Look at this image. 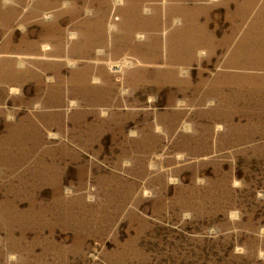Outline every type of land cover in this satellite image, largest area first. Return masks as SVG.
I'll use <instances>...</instances> for the list:
<instances>
[{
	"label": "rangeland",
	"instance_id": "1",
	"mask_svg": "<svg viewBox=\"0 0 264 264\" xmlns=\"http://www.w3.org/2000/svg\"><path fill=\"white\" fill-rule=\"evenodd\" d=\"M114 1L0 0V264H264V66L240 63L264 55L240 41L255 13L226 40L236 3L213 6L167 53L179 21L161 8L154 40L125 37Z\"/></svg>",
	"mask_w": 264,
	"mask_h": 264
},
{
	"label": "bare ground",
	"instance_id": "2",
	"mask_svg": "<svg viewBox=\"0 0 264 264\" xmlns=\"http://www.w3.org/2000/svg\"><path fill=\"white\" fill-rule=\"evenodd\" d=\"M73 1V0H72ZM101 1V0H100ZM123 0H115L114 4H119L122 3ZM129 3L127 4L128 6L126 8L123 9V14L125 17H127V22L129 24V27H127V30L125 31V37H130L133 34H135L134 38L138 39L139 41H141L143 38L146 37H155L160 29V21H159V14L158 11H160V9L162 8L165 12V17L168 18L166 19V23L164 28H168L167 26L169 25L170 21H171V25L175 24L176 22H180L181 25H176L173 29L166 31L165 29L163 30V33L165 34V38H166V46H165V50L167 51V53H173L174 50L171 49L170 47L167 46V39H170V43L176 42V35L180 32H188L190 34V21L191 22H197V19L200 18V16H204V18L207 20L208 19V15H209V11L213 6L216 5H224L225 7L228 6L229 1H234L236 4V10L234 13H229V10H227V17L233 22V25L230 26V35L226 36L225 39H231L232 36H234L236 34V32L238 31V23L235 22L236 18H239L241 20L248 18L251 16H253L254 14V19L252 20V24L248 26V29L242 31V39L240 40L241 42H243L246 39H250L252 36L257 37L258 41H252L249 40V43L251 44V46H249L250 50H248L249 53H264V38L259 37L263 36L264 37V1L262 2L259 10H257V12H253L254 10V5L256 3L257 0H241V2H239L238 0H193L194 2H199L202 3V1H208V2H204V3H208L207 5H194L192 7H190V0H161V5L162 7L156 5L153 8H151L150 6H147L144 10L146 13H150L152 10L155 11V16L154 17H150V16H146L143 17L140 14V10H139V5L141 3V0H128ZM36 2V1H35ZM38 2V0H37ZM41 2V1H40ZM45 4V1H43ZM145 2V1H143ZM52 3V2H51ZM125 3V1H124ZM39 4V3H38ZM42 4V3H41ZM123 4V3H122ZM151 5V4H150ZM75 6V4H74ZM70 7V6H69ZM9 8V7H8ZM6 8V9H8ZM14 8V7H13ZM36 8V7H35ZM71 8L73 9V7L71 6ZM80 8V7H79ZM12 9V8H11ZM10 9V10H11ZM34 9V6H33ZM33 9H30L33 10ZM39 9V8H38ZM58 10V9H57ZM56 10V11H57ZM166 10L168 11V15L166 14ZM38 11V10H37ZM59 11V10H58ZM57 11V12H58ZM66 10H64L65 12ZM69 11V10H68ZM71 11V10H70ZM74 11V9H73ZM78 11V10H76ZM96 11V10H95ZM191 11V12H190ZM14 12V11H13ZM28 12V11H26ZM36 12V10H35ZM63 11H59L57 13V15H61ZM144 12V11H143ZM145 13V14H146ZM27 14V13H26ZM143 14V13H142ZM12 15V14H11ZM37 15V14H36ZM35 15V16H36ZM44 19L49 21L51 17H54L56 15V12L54 11L52 14H47V13H43L42 14ZM78 15V14H77ZM6 16V15H5ZM9 16V15H8ZM106 17V16H105ZM191 17V18H190ZM2 18V17H1ZM72 18V17H71ZM75 18V17H74ZM119 18V17H118ZM49 19V20H48ZM121 19V18H120ZM164 20V19H163ZM96 20H94L95 22ZM102 21V20H99ZM2 22V21H1ZM93 22V21H92ZM93 22V23H94ZM121 22V21H120ZM162 22V21H161ZM97 23V22H96ZM46 24V23H45ZM41 24L44 25V31H43V36L44 35H49V36H54L56 33V26L54 27V25L52 23H48V25L46 24ZM86 24V23H85ZM101 23L97 24V27L100 26ZM123 24V23H122ZM250 24V23H249ZM88 25V23H87ZM91 25V23H90ZM124 25V24H123ZM59 26V25H58ZM126 26V25H125ZM109 29H115L116 27V32H117V25L115 23L110 24L109 23ZM100 28V27H98ZM103 28V27H102ZM101 28V29H102ZM202 31H206V26L202 25L201 27ZM60 29V28H58ZM124 29V28H123ZM61 30V29H60ZM149 30V33H147ZM86 31V30H85ZM113 31V30H112ZM91 32V31H90ZM89 32V33H90ZM114 32V31H113ZM251 32L252 35H249V33ZM80 33V32H79ZM88 33V32H87ZM94 33V32H93ZM102 33V32H101ZM92 34V33H91ZM90 34V35H91ZM95 34V33H94ZM93 34V35H94ZM98 34V33H96ZM104 34V33H103ZM80 35V34H79ZM110 35V34H109ZM25 37V35H23ZM76 36H78L77 34L72 33L71 37L75 38ZM101 36V35H100ZM121 36V35H120ZM55 37V36H54ZM87 37V36H86ZM85 37V38H86ZM91 37V36H89ZM114 37V36H113ZM97 38V37H96ZM204 38L206 40V43H208L207 45V49L209 51H213L215 48H217L218 46L223 45V41L224 40H219L218 42H216L213 38V33L212 31H208L205 32L204 34ZM43 39V38H42ZM55 39V38H54ZM155 38H153L154 40ZM224 39V38H222ZM131 40V39H130ZM225 40V41H226ZM85 41V40H84ZM95 41V40H94ZM101 41V39H100ZM181 41L183 42V46L181 48H179L178 50L183 51L181 53H190V35H184V37L181 38ZM92 42V41H91ZM103 42V41H102ZM119 42V41H117ZM123 42V41H122ZM28 43V42H27ZM85 44V42H84ZM94 44V43H93ZM123 44V43H122ZM57 45V44H56ZM61 45V44H60ZM74 45V44H73ZM117 45V44H116ZM256 45V46H255ZM84 46V45H83ZM88 46V45H87ZM93 46V45H92ZM171 46V45H170ZM255 46V48H254ZM55 47V46H54ZM89 47V46H88ZM118 47V46H116ZM156 45H154L153 43L149 42L148 43V48H150V51L153 50V53H155V49H156ZM240 46L238 45V48ZM15 47H13L14 49ZM50 46L48 44H44L42 45V50L43 53H47V51L49 50ZM83 48V47H82ZM142 48V47H141ZM57 49V48H56ZM92 49V48H91ZM237 49V48H236ZM234 49V51L236 50ZM16 50V48H15ZM86 50V49H84ZM246 50V49H245ZM83 51V50H82ZM141 51V49H140ZM203 52H201L200 54H202ZM157 54V53H156ZM148 55V54H147ZM150 56V55H148ZM240 63L242 65H256V66H264V55H248V54H242L241 58H240ZM132 62L128 61V60H123L120 63L117 64H110V69H113V71H117V72H121L123 70V68L127 67L128 65H131ZM101 71V70H100ZM146 71V70H145ZM156 72V71H155ZM164 72V71H163ZM170 72H175V71H170ZM148 73V72H147ZM150 73V72H149ZM159 73V72H158ZM165 75V74H163ZM155 76V75H154ZM94 80H99L97 77L94 78ZM152 80V79H151ZM13 91V89H12ZM50 135V134H49ZM53 136V135H50ZM33 143V142H32ZM22 146V145H21ZM28 155V154H27ZM19 157V156H18ZM47 174V173H46ZM50 180V179H49Z\"/></svg>",
	"mask_w": 264,
	"mask_h": 264
}]
</instances>
